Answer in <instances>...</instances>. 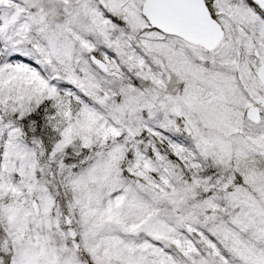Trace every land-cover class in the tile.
I'll return each instance as SVG.
<instances>
[{"label": "snow or ice", "instance_id": "6c2138e0", "mask_svg": "<svg viewBox=\"0 0 264 264\" xmlns=\"http://www.w3.org/2000/svg\"><path fill=\"white\" fill-rule=\"evenodd\" d=\"M0 264H264V0H0Z\"/></svg>", "mask_w": 264, "mask_h": 264}]
</instances>
